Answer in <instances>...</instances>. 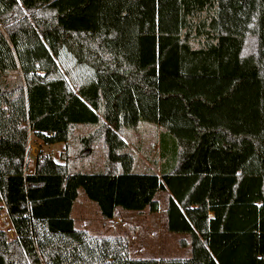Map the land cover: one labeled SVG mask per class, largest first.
I'll return each instance as SVG.
<instances>
[{
  "label": "trees",
  "instance_id": "trees-1",
  "mask_svg": "<svg viewBox=\"0 0 264 264\" xmlns=\"http://www.w3.org/2000/svg\"><path fill=\"white\" fill-rule=\"evenodd\" d=\"M79 125L94 129L74 143ZM143 126L170 148L136 170L125 135ZM30 132L69 157L28 172ZM79 189L105 220L156 213L165 192L189 257L77 229ZM0 199V264H264V0H0Z\"/></svg>",
  "mask_w": 264,
  "mask_h": 264
},
{
  "label": "rangeland",
  "instance_id": "rangeland-1",
  "mask_svg": "<svg viewBox=\"0 0 264 264\" xmlns=\"http://www.w3.org/2000/svg\"><path fill=\"white\" fill-rule=\"evenodd\" d=\"M211 90L215 85L208 83H201L197 85V88ZM248 115L250 114L247 110ZM238 123V121H235ZM94 128L92 126L79 125L73 131L74 141H78L80 137L87 136ZM143 134L134 135L129 133L125 135V138L128 143L131 145V149L136 154V170H141L143 167L151 166L150 160L156 158L159 153V148H156V135H152L150 131H146ZM142 138L141 151L139 152L134 148L133 144ZM75 143V142H74ZM71 144L72 141H71ZM69 145L64 143H55L52 145L44 144L40 139L36 138L31 132L28 137V165L27 171H32V166L34 163L35 156L40 152L44 155H50L55 161L62 162L69 157ZM73 148V147H72ZM89 155L86 158L75 159V155H71V159L78 160L77 162L85 163L83 172H95L98 168L102 167L104 158L102 155V146L100 141L96 142L90 151L86 154ZM148 163L150 164L148 166ZM166 193L161 192L157 193L156 199L158 201V211L154 214L153 217L156 222L149 220L147 216H137L134 212H125L121 209H117L115 212V217L120 216L121 214H127L122 225L123 227H113L107 223L108 220H105L99 214L97 206L94 202L89 200L81 189L78 190V196L73 204V210L71 213L72 218L75 220V227L77 229H82L84 227V222H88L86 229L89 230L92 235H99L103 233L104 235H115L125 237L127 239L129 247V256L132 258H187L189 249L182 248L178 246L179 238L185 237L186 235L182 234H171L166 232L164 217H165V207H166ZM106 222V224L104 223ZM83 223V224H82ZM102 224H105L103 226ZM156 229L161 235L166 236V240L161 247L156 246L153 241L155 238V232L151 234L149 231L151 229ZM137 230V231H134ZM12 238V236H8ZM187 239V236L185 237Z\"/></svg>",
  "mask_w": 264,
  "mask_h": 264
},
{
  "label": "crops",
  "instance_id": "crops-1",
  "mask_svg": "<svg viewBox=\"0 0 264 264\" xmlns=\"http://www.w3.org/2000/svg\"><path fill=\"white\" fill-rule=\"evenodd\" d=\"M145 130L147 131H150L151 132V134L152 135H156V144H155V146H156V148H170V146H169V144H170V141H169V139L168 138H164L163 139V137H162V139H161V137H160V134L161 133H163L164 132V129L161 127V126H157V127H155V126H143V127H141V129L140 130H138V131H134V132H132L134 135H138V134H143V136H144V132H145ZM142 138H138V140H135L136 142H134V144H133V146H134V148H144L143 146H142V140H141ZM129 146H130V148H132L131 147V145H130V143H129ZM150 164L148 163V166H149ZM30 172V171H29ZM159 193H161V192H158V195H159ZM165 193V192H164ZM167 195V194H166ZM166 199H167V196H166ZM72 210H73V206H72ZM72 210H71V213H72ZM123 211H125V210H123ZM116 212V211H115ZM125 212H133V211H125ZM134 213H136L137 214V216H147L148 218H149V220L150 221H152L153 223L154 222H156L155 221V219H153V217L154 216H156V214H154V213H152V214H150V213H148V212H146V211H143V212H141V213H137V212H134ZM115 214V213H114ZM128 215L127 214H121L120 216H117V217H115V215H114V217L112 218V219H110V220H108L107 221V223L108 224H110L111 226H113V227H123V225H122V223H123V221H124V219H125V217H127ZM72 217V216H71ZM73 219V218H72ZM74 220V219H73ZM105 224H106V222H104ZM164 223H165V217H164ZM83 224V223H82ZM84 227H81L83 230H86L88 233H90L89 232V230L88 229H86V227L88 226V222L87 221H85L84 222ZM105 224H102L103 226H105ZM124 224V223H123ZM74 225H75V220H74ZM165 229H166V225H165ZM134 231H137V230H134ZM156 231V229H151L149 232L151 233V234H153V232H155ZM167 232V231H166ZM91 235L93 234V233H90ZM117 234H115V235H113V236H116ZM155 238H153V241H154V243L156 244V246H157V248L158 247H161L162 245H163V243L165 242V241H167L166 239V236L165 235H161V233H159L158 231H156V233H155ZM96 236H109V235H104L103 233H100L99 235H96ZM110 236H112V235H110ZM184 236V235H183ZM186 237V236H185ZM185 237H181V238H179V240L180 239H183V238H185ZM178 243V242H177ZM179 246V245H178ZM180 247V246H179ZM185 248H187V249H189L188 247H185ZM189 254H190V252H188V255H187V257H189ZM155 259H160V258H155Z\"/></svg>",
  "mask_w": 264,
  "mask_h": 264
},
{
  "label": "built area",
  "instance_id": "built-area-1",
  "mask_svg": "<svg viewBox=\"0 0 264 264\" xmlns=\"http://www.w3.org/2000/svg\"><path fill=\"white\" fill-rule=\"evenodd\" d=\"M0 230L5 231V233L8 236H14V229L10 223L7 208L3 202V200L0 199Z\"/></svg>",
  "mask_w": 264,
  "mask_h": 264
}]
</instances>
